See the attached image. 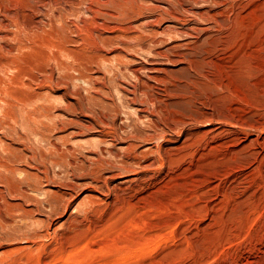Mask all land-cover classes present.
<instances>
[{"label": "rangeland", "instance_id": "obj_1", "mask_svg": "<svg viewBox=\"0 0 264 264\" xmlns=\"http://www.w3.org/2000/svg\"><path fill=\"white\" fill-rule=\"evenodd\" d=\"M0 264H264V0H0Z\"/></svg>", "mask_w": 264, "mask_h": 264}, {"label": "bare ground", "instance_id": "obj_2", "mask_svg": "<svg viewBox=\"0 0 264 264\" xmlns=\"http://www.w3.org/2000/svg\"><path fill=\"white\" fill-rule=\"evenodd\" d=\"M159 54H160V53H159ZM153 72H154V71H153ZM150 77H151V76H149L148 78H150ZM153 77H154V76H153ZM154 78H155V77H154ZM153 81H154V80H153ZM143 82H144V81H143ZM144 83H145V82H144ZM144 83H143V86H145ZM146 83H147V82H146ZM134 88H135V87H134ZM146 88H147V87H146ZM146 88H145V89H146ZM135 89H136V88H135ZM145 89H144V91H146ZM147 89H148V88H147ZM133 92H134V91H133ZM142 92H143V91H142ZM148 92H149V90H148ZM143 93H144V92H143ZM150 95H151V94H150ZM143 96H144V95H143ZM134 100H135V99H134ZM132 101H133V100H132ZM136 101H137V99H136ZM143 104H144V102H143ZM106 115H107V114H106ZM102 117H103V116H102ZM105 117H106V116H105ZM107 117H108V116H107ZM113 126H114V125H113ZM110 127H111V126H110ZM114 128H116V127H114ZM115 132H116V131H115ZM115 132H114V133H115ZM107 134H108V133H107Z\"/></svg>", "mask_w": 264, "mask_h": 264}]
</instances>
